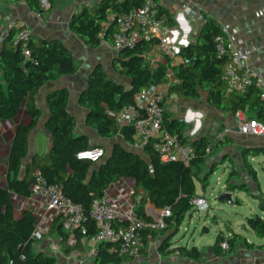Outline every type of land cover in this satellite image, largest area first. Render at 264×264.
Wrapping results in <instances>:
<instances>
[{
    "label": "trees",
    "instance_id": "obj_1",
    "mask_svg": "<svg viewBox=\"0 0 264 264\" xmlns=\"http://www.w3.org/2000/svg\"><path fill=\"white\" fill-rule=\"evenodd\" d=\"M27 1L44 18L49 16L56 4L55 0H48L49 6L45 8L41 0ZM144 1L103 0L98 6L88 7L74 14L71 29L90 47H98L104 42L111 43L114 24L105 27L110 22V15L128 12L140 7ZM154 1L158 4L159 17L166 25H172L174 20L169 11L160 4V0ZM219 32V23L208 18L198 40L180 49V54L189 59V63L170 65L175 80L168 77L167 67H153L147 59L151 50L150 42L142 40L133 47L120 49L117 70L130 79V85L126 86L111 78L102 66H97L81 95V104L89 112L87 123L103 137L122 136L128 144H134V130L129 126L119 125L111 113L133 103L135 95L142 89L167 82L170 83L169 93L199 99L203 91H208L211 106L234 114L245 110L251 117L264 121V99L255 85L244 91L230 90L225 75L226 58L218 55L215 44V37ZM15 38L16 31L12 29L9 45L0 52V66L6 80V86L0 83V118H14L25 102L30 122L17 125L8 160V185L0 186V264H6L10 260L15 264H59L55 255L34 250V243L39 240L32 237L36 217L29 209L17 216L12 200L13 193L23 197L33 194L32 184L37 172L50 182L60 183L64 194L83 203L88 214L94 201L104 197L107 187L113 181L120 178L134 179L135 188L143 190L142 200L137 206L140 217L149 218L143 212L146 201L159 208L171 209L164 228L145 231L144 247L140 255L143 258L148 255V236L151 234L161 240L160 254L178 253L182 257L201 261L204 254L197 246H170L179 233L186 214L193 208L192 198L198 195L197 181L205 189L213 172L203 173L202 165L207 162L211 152L228 143V139L215 141L210 136H204L191 141L185 135L187 124L173 118L165 109L163 127L178 135L183 143L190 144L194 150V157L189 164L180 160L162 162L155 147L156 140L150 141L141 152L116 142L113 144L112 154L105 156L101 165L99 162L79 159L77 154L91 146L87 135L76 133L77 119L69 110L70 93L68 88H62L52 92L48 98L50 116L47 129L52 135V146L46 153H37L32 162L24 164L29 155L30 133L41 118V109L37 103L39 90L52 80L74 74L79 64L73 51L59 39H37L32 35L29 45L31 56L27 57L21 44H15ZM256 152L264 153V148L244 154L245 166L255 180L257 172L250 164L249 156ZM236 173V170H232L230 176ZM239 187L252 192L246 185ZM260 199L264 201V197ZM233 202L243 204L240 196ZM246 221L256 237L264 239V217L260 213H254ZM97 231L94 220L89 218L86 233L75 231L77 247H83V239H92ZM50 234H57L63 242H67L69 232L64 228L60 216L52 223L47 235ZM223 241L228 242L227 249L222 248ZM242 241L250 246H257L254 242L249 243L240 233L231 231L228 235L220 231L211 248L215 254L232 255ZM258 247L264 249V244ZM137 257L115 251L111 243L102 241L98 246L95 264H158L144 259L135 263Z\"/></svg>",
    "mask_w": 264,
    "mask_h": 264
},
{
    "label": "crops",
    "instance_id": "obj_2",
    "mask_svg": "<svg viewBox=\"0 0 264 264\" xmlns=\"http://www.w3.org/2000/svg\"><path fill=\"white\" fill-rule=\"evenodd\" d=\"M102 1L55 0L54 9L48 17L44 18L32 9L28 1L0 0V52L9 45L12 32L9 28V22L12 19H17L21 25L29 28L32 35L37 39L46 38L63 41L73 51L79 64V68L74 74L63 75L52 80L39 90L37 103L41 109V118L30 133L29 155L25 158L24 164L32 162L35 154H44L50 150L52 135L47 129L50 116L48 98L52 92L62 88H68L70 93L69 110L77 119L75 131L78 135H87L90 146H104L108 153L116 141L123 143L122 139L124 138L122 136L106 138L90 126L87 123L88 109L81 104V95L87 88L89 77L97 66H102L108 76L126 86H129L131 82L128 77L120 74L117 70L119 49L106 42L98 47H90L71 29L70 23L74 14L82 12L85 8L98 6ZM41 2L45 8L49 6L48 0H41ZM160 4L169 11L174 20V23L168 27L171 29L172 41L180 49L190 43H195L207 19L213 18L219 25L228 24L230 26L232 41L238 47L251 51L249 65L264 75V0H160ZM185 5L190 8V12L184 11ZM147 59L153 67L162 65L167 67V70L171 69L170 65L182 62L181 56L176 58L164 56L157 49L156 44L151 47ZM0 83L6 86L5 74L1 66ZM158 87L167 91L166 110L172 114L173 118L187 124L185 135L189 137V140L194 141L204 136L212 138V135H217L224 127L232 129V132L226 137L228 143L212 151L207 162L202 165L203 173L213 170L212 175L218 164H228V167L231 168L228 170L230 173L228 172L227 183L224 185V188L228 186L225 191L240 196L243 203L245 201L248 203L249 209L247 213H243L245 218L254 213H260L264 217V209H259L262 202L260 198L264 197V184L260 169L262 168L264 171V153L256 152L249 156V162L257 172V180L251 177L246 166L243 165L245 153L264 148V136L240 133L236 128L235 114L211 106L208 101V91H203L201 98L193 99L181 97L176 93H169L165 83L159 84ZM28 122H30V114L25 102L14 118H0V186L7 187L8 185V160L17 125ZM196 124L197 128H195ZM126 144H124L126 147L138 152L143 150V148H137L133 144L130 145L127 142ZM232 170L237 171L234 176H230ZM129 180L135 183L134 179L128 178L127 181L130 182ZM131 184L133 185V183ZM196 184L198 195L207 194L208 185L203 189L200 181H197ZM242 185L248 186L252 192L241 190L239 186ZM199 187H201L202 192ZM140 191L143 190L140 189ZM247 196L252 199V203L248 202ZM151 205L150 201H146L144 204L143 212L147 216L145 209ZM16 215L19 216L20 214L16 212ZM244 228L250 230L248 226H244ZM231 231L235 232L233 229ZM244 237L249 243L254 242L257 246H250L242 241L238 243L235 253L223 256L215 254L211 248L216 239L215 241L209 239L200 248L204 254L203 259L196 261L182 257L178 253L160 254L161 240L149 234L148 255L145 258L143 255H139L135 263L144 259L158 264H264V249L258 247V245L264 244V239L253 241L247 235ZM99 244L100 242L93 240V238L90 240L83 239V247H77V238L75 243L71 245L68 240L63 242L57 234H50L36 241L34 250L55 255L59 259V264H88L89 257L93 255L92 264H95ZM155 245L156 251L152 252ZM177 246L179 244L173 240L170 247Z\"/></svg>",
    "mask_w": 264,
    "mask_h": 264
},
{
    "label": "built area",
    "instance_id": "obj_3",
    "mask_svg": "<svg viewBox=\"0 0 264 264\" xmlns=\"http://www.w3.org/2000/svg\"><path fill=\"white\" fill-rule=\"evenodd\" d=\"M27 1V0H18ZM158 4L154 0H145L135 9L122 14H111L110 22L105 27L114 24L113 40L106 42L116 49L133 47L145 40L156 44L157 49L166 57H182L184 64L189 59L180 54V48L172 41L171 29L158 14ZM184 11L190 12L188 6ZM9 28L16 31L15 44H21L23 53L31 56V30L17 19L9 22ZM219 56L226 58L225 75L230 90H246L255 85L264 99V75L249 65L251 51L238 47L230 38V26L220 25V32L215 37ZM170 79H174L172 69L167 70ZM168 90L170 83H165ZM167 91L158 86L142 89L135 95L133 103H129L114 113H111L119 125L129 126L134 130L137 148H143L150 141L156 140L155 147L162 162L180 160L189 164L194 157L190 144L183 143L179 136L172 134L163 127L164 111L167 105ZM237 130L246 135L264 136V121L251 117L245 110L235 113ZM232 132L230 127H224L217 134V140H225ZM104 146L96 145L80 151L79 159L100 162L106 155ZM33 194L28 197L12 194L15 211L22 214L29 209L36 217L32 237L43 239L51 230L52 223L61 217L64 228L69 232V244L76 241L75 231L87 232V221L92 218L98 229L93 240L106 241L112 244V249L139 256L144 247L146 230L162 229L166 226V218L171 215L170 207L159 208L152 204L146 207L148 219L142 218L137 212V206L142 200L143 191H138L135 185L126 178L113 181L106 189L102 199L95 200L90 214L86 213L83 203L66 196L60 183L50 182L40 172L35 174L32 184ZM193 208L207 211L211 205L206 194L192 198ZM222 248L229 247L227 241L222 242ZM6 264H15L10 260Z\"/></svg>",
    "mask_w": 264,
    "mask_h": 264
},
{
    "label": "rangeland",
    "instance_id": "obj_4",
    "mask_svg": "<svg viewBox=\"0 0 264 264\" xmlns=\"http://www.w3.org/2000/svg\"><path fill=\"white\" fill-rule=\"evenodd\" d=\"M195 128H197V124ZM212 136L215 141L218 139L217 135L214 134ZM122 140L123 143L126 144L124 139ZM253 163L256 164V162ZM243 165H245L244 161ZM230 168L231 167H228V164L224 165L222 163L216 166L215 171L209 178L207 184L208 187L206 195L211 205L210 209L207 211H200L192 208L186 214L179 233L173 238L176 244L186 245L188 247L197 246L200 249L209 239H213L215 241L220 231L229 235L231 229L235 230V232H239L240 234L249 236L253 241H259V238L256 237L250 228L249 231L244 228V226H247V221L243 213H247L249 209L248 203H246V201L243 204H238L236 202L229 203L228 200L222 201L219 199L221 193L228 187L224 188V185L227 183V178L230 173L228 170ZM260 169L262 171V182L264 184V171L262 168ZM129 181L130 184H135L134 181ZM199 189H201V187H199ZM236 197L237 196L234 195L233 200H236ZM247 200L252 203V199L248 196ZM206 229H209V231L207 232ZM156 248V245L153 246L152 252H155ZM93 261L94 256L91 255L87 262L88 264H92Z\"/></svg>",
    "mask_w": 264,
    "mask_h": 264
},
{
    "label": "water",
    "instance_id": "obj_5",
    "mask_svg": "<svg viewBox=\"0 0 264 264\" xmlns=\"http://www.w3.org/2000/svg\"><path fill=\"white\" fill-rule=\"evenodd\" d=\"M116 142H117V141H116ZM116 142H115V143H116ZM129 148H130V147H129ZM130 149H132V148H130ZM112 151H113V147L110 149V151H109L108 153H106V156L111 155V154H112ZM103 160H104V159H102V160L99 162L100 165L102 164ZM233 196H234V195H233L232 192L224 191V192L221 193L219 199L222 200V201H224V200H228L229 203H233V201H234V200H233ZM259 209H260V210H263V209H264V201H262V202L260 203V205H259ZM206 231L208 232L209 229H206Z\"/></svg>",
    "mask_w": 264,
    "mask_h": 264
}]
</instances>
